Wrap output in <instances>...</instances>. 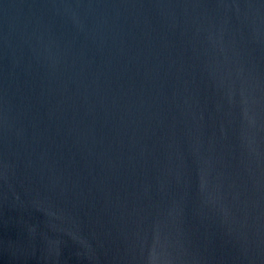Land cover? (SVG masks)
I'll return each mask as SVG.
<instances>
[{
  "label": "water",
  "instance_id": "obj_1",
  "mask_svg": "<svg viewBox=\"0 0 264 264\" xmlns=\"http://www.w3.org/2000/svg\"><path fill=\"white\" fill-rule=\"evenodd\" d=\"M0 264H264V0H0Z\"/></svg>",
  "mask_w": 264,
  "mask_h": 264
}]
</instances>
